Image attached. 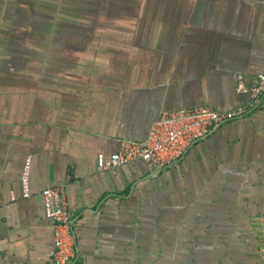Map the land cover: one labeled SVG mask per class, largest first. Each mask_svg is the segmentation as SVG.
Here are the masks:
<instances>
[{
	"label": "crops",
	"instance_id": "0c3cea01",
	"mask_svg": "<svg viewBox=\"0 0 264 264\" xmlns=\"http://www.w3.org/2000/svg\"><path fill=\"white\" fill-rule=\"evenodd\" d=\"M263 72L264 0H0V264H54L59 185L72 264H264V100L171 167L97 169L165 110L247 102Z\"/></svg>",
	"mask_w": 264,
	"mask_h": 264
},
{
	"label": "built area",
	"instance_id": "2783aa9c",
	"mask_svg": "<svg viewBox=\"0 0 264 264\" xmlns=\"http://www.w3.org/2000/svg\"><path fill=\"white\" fill-rule=\"evenodd\" d=\"M238 90L248 94V101L231 110L218 111L201 105L163 111L152 124L144 141L122 139L115 152L109 155L99 153L97 169L115 171L120 166L137 160L144 161L152 170H162L178 164L195 143L208 138L224 124L250 115L261 107L264 100V72L250 85L240 81ZM30 169L31 158L28 157L21 173L23 198L31 195ZM41 193L45 214L54 222L53 263L72 264L76 255V242L65 186L48 187ZM12 199H16L14 193Z\"/></svg>",
	"mask_w": 264,
	"mask_h": 264
}]
</instances>
